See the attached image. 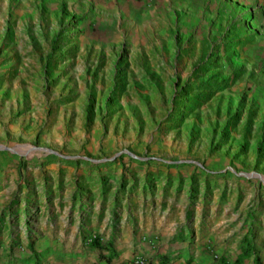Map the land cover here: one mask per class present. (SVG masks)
<instances>
[{"label": "rangeland", "instance_id": "rangeland-1", "mask_svg": "<svg viewBox=\"0 0 264 264\" xmlns=\"http://www.w3.org/2000/svg\"><path fill=\"white\" fill-rule=\"evenodd\" d=\"M92 177L264 258L259 0H0V264L81 257L56 207Z\"/></svg>", "mask_w": 264, "mask_h": 264}, {"label": "crops", "instance_id": "crops-1", "mask_svg": "<svg viewBox=\"0 0 264 264\" xmlns=\"http://www.w3.org/2000/svg\"><path fill=\"white\" fill-rule=\"evenodd\" d=\"M259 1L264 5V0ZM91 176H96L99 181L100 175L96 172ZM96 180L93 179V185L87 187L88 191L86 189L76 194L80 200L76 204L79 212L76 211L73 218L70 203L63 206L62 210L56 207L63 226L67 223L65 216L70 214L69 228L62 227L54 237L77 241L74 254L81 257L71 261V264H123L139 255L149 257V264H222L218 260L212 263L208 255L227 253L235 256L234 264H254L255 256H259L264 264V258L247 230L233 240L231 236L234 237L236 229L231 224L225 223L221 227L213 223L225 231L224 235L218 232L215 236L209 235L203 239V229L197 218L182 212L174 216L170 208L147 198L135 197L134 194L118 200V188L113 187L108 191L100 182L95 183ZM58 191L60 195L61 191ZM72 194L69 191L70 200L74 199ZM63 196H67V192ZM85 199H91V203L84 204ZM92 236L94 238L89 240ZM232 241H235L234 244ZM230 248L233 251H228ZM62 250L59 249V254L63 253ZM248 256H253L249 258L251 263L247 260ZM61 259L58 264L62 263Z\"/></svg>", "mask_w": 264, "mask_h": 264}, {"label": "built area", "instance_id": "built-area-1", "mask_svg": "<svg viewBox=\"0 0 264 264\" xmlns=\"http://www.w3.org/2000/svg\"><path fill=\"white\" fill-rule=\"evenodd\" d=\"M94 236L90 237L89 240L93 239ZM123 264H149L148 260L141 258V257H134L130 259L129 261L123 263Z\"/></svg>", "mask_w": 264, "mask_h": 264}, {"label": "trees", "instance_id": "trees-1", "mask_svg": "<svg viewBox=\"0 0 264 264\" xmlns=\"http://www.w3.org/2000/svg\"><path fill=\"white\" fill-rule=\"evenodd\" d=\"M93 242H94V241H93ZM94 246H95V243H94ZM254 264H262V263H261V259H260L259 256H255V258H254Z\"/></svg>", "mask_w": 264, "mask_h": 264}]
</instances>
